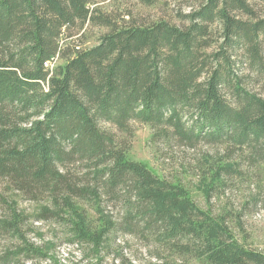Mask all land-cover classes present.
I'll use <instances>...</instances> for the list:
<instances>
[{"label": "trees", "instance_id": "16d2710c", "mask_svg": "<svg viewBox=\"0 0 264 264\" xmlns=\"http://www.w3.org/2000/svg\"><path fill=\"white\" fill-rule=\"evenodd\" d=\"M175 1L188 8L181 25L118 23L95 0H0V264L47 258L55 245L42 249L29 234L49 220L95 264L124 258L117 235L152 244L148 264L172 263L166 252L264 264L224 214L129 156L140 122L166 146L223 147L214 182L235 171V154L264 168V15L249 0ZM86 25L107 31L95 45H71Z\"/></svg>", "mask_w": 264, "mask_h": 264}, {"label": "rangeland", "instance_id": "374dc122", "mask_svg": "<svg viewBox=\"0 0 264 264\" xmlns=\"http://www.w3.org/2000/svg\"><path fill=\"white\" fill-rule=\"evenodd\" d=\"M259 13L264 15V0H249ZM99 12L107 13L118 23L130 19L138 23H150L156 20H168L181 25L179 13H184L187 6L179 5L175 0H166L145 6L135 0H95ZM107 31L104 27L86 25L83 30L75 32L67 41L71 45L89 47L95 45L97 38ZM59 63L56 60L54 64ZM133 137L129 150L130 158L143 162L157 175L183 186L194 202L201 208L214 214H224L229 229L244 247L264 253V168L249 165L235 154L232 158L235 171L223 175L219 182H214L213 168L221 162L223 147L198 145L194 148L185 146H166L163 142L151 139L152 130L144 123H132ZM246 152V150L244 151ZM245 154V153H244ZM20 207L27 213L34 211L36 203L20 201ZM106 212L115 219L121 217L122 210L112 202L108 203ZM88 215L95 214L89 210ZM34 232L29 238L45 249L53 243L47 252L48 257H41L35 264H95L96 258L88 255L86 247L78 243L66 242V229L55 220L34 222ZM2 241V242H1ZM117 243L123 246V259L116 258L115 264H148L154 261L150 252L153 245L136 241L130 235H117ZM0 240V253L6 245ZM172 259L170 264H202L191 258H178L164 254ZM113 255H107L101 264H111ZM31 264V261L24 262Z\"/></svg>", "mask_w": 264, "mask_h": 264}]
</instances>
